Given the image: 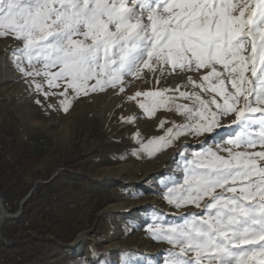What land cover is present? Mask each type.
<instances>
[{"label":"snow or ice","instance_id":"obj_1","mask_svg":"<svg viewBox=\"0 0 264 264\" xmlns=\"http://www.w3.org/2000/svg\"><path fill=\"white\" fill-rule=\"evenodd\" d=\"M0 36L21 41L17 68L38 93L63 89L65 112L69 90L123 92L124 78L145 69L185 74L193 90L176 91L194 106L176 111L189 123L143 150L151 156L189 133L215 139L229 115L237 131L223 148L194 154L182 182L165 186L168 204L203 213L148 231L175 249L165 264H264V0H0ZM169 91L143 93L159 102L140 107L149 116L171 110Z\"/></svg>","mask_w":264,"mask_h":264},{"label":"rangeland","instance_id":"obj_2","mask_svg":"<svg viewBox=\"0 0 264 264\" xmlns=\"http://www.w3.org/2000/svg\"><path fill=\"white\" fill-rule=\"evenodd\" d=\"M21 47V41L0 36V163L8 161L17 167L18 155L32 157L23 171L14 173L12 182L0 196V264H165L169 252L175 249L157 241L148 229L155 223L180 226L187 214L203 213V208L177 209L168 204L165 186L182 182L194 154L209 148L215 151L226 144L215 143L217 139L208 134L189 133L149 156L143 150L144 145L167 138L169 129L175 131L177 126L189 123L186 115L176 111V105H194L182 98L170 102L171 110L161 106L149 116L125 95L136 87L142 94L155 92L171 86L173 78L183 79L186 75L177 69L163 75L158 71L153 76L145 69L140 79L124 78L122 94L119 86L80 96L69 90L71 106L65 112L60 104L64 97L58 95L63 89L51 90L57 95L46 98L19 71L15 56L20 55ZM226 86L232 91L230 84ZM192 90L187 86L184 91ZM201 95L210 99L214 94L201 92ZM154 102L159 101L143 96L145 105ZM233 119L232 115L221 117L223 127L211 136L216 137L217 132L222 135L236 132ZM1 129L9 130L12 142H3ZM168 153L172 156L161 166L160 159ZM64 178L74 179L76 201L80 202V219L75 225H47L35 215L26 224L15 225L13 219L32 190L44 185L47 191L59 179L56 189L65 191L68 183ZM138 181L150 190L137 188ZM39 199H34L32 205L38 204ZM148 210L157 211V215H150ZM14 226L18 227V234H13ZM22 233L30 236L25 246H11ZM33 238L44 240L38 243ZM75 243L84 249L82 254L73 249ZM38 246L40 254L32 255V249ZM24 255L28 257L25 259Z\"/></svg>","mask_w":264,"mask_h":264},{"label":"crops","instance_id":"obj_3","mask_svg":"<svg viewBox=\"0 0 264 264\" xmlns=\"http://www.w3.org/2000/svg\"><path fill=\"white\" fill-rule=\"evenodd\" d=\"M1 132L4 134V143L12 142L13 135L9 132V130L6 129L4 131V129H1ZM31 158L26 154L18 155L15 161L17 163V161L21 160L20 162L24 168L25 163L28 162V160L30 161ZM16 166L17 167H15L14 172L20 173L21 170L19 169L18 165ZM63 180L64 182L68 183V188H66L65 191L58 192V190L56 189V183L60 180L57 179L53 181L52 184L48 187L50 189H47V191H45L46 189L44 190L43 196L41 195V197H39V203L35 204L36 209L32 215L41 217L47 225H75L76 222L80 219L78 210V205L80 204V202L76 201L75 187L72 185L75 181L71 178H64ZM39 208L43 209V211H39ZM31 219L32 218L30 217L29 220Z\"/></svg>","mask_w":264,"mask_h":264},{"label":"trees","instance_id":"obj_4","mask_svg":"<svg viewBox=\"0 0 264 264\" xmlns=\"http://www.w3.org/2000/svg\"><path fill=\"white\" fill-rule=\"evenodd\" d=\"M21 161V160H20ZM20 161H17L16 165H18L20 170H23V165ZM19 162V163H18ZM15 167L11 165L8 161L4 163H0V196L4 194V190L10 182H12V176L14 175ZM13 172V173H12ZM14 187V185L11 186V188ZM10 188V190H11ZM46 186L44 185H38L31 193L30 196L23 202L20 209V215L17 216L15 219H13V222L15 225H24L27 223L31 215L34 213L36 209V205H32V202L34 199H38L41 194L44 192ZM13 234H18L19 229L17 226H14L13 228ZM27 238H30V236H26L24 233H22L19 237H17L15 240H13L11 246L14 248H23L25 246V241ZM34 241L38 243H43L42 241L44 239H34ZM41 249L40 247H35L32 249V255H38L40 254ZM28 256L24 255V258L26 259Z\"/></svg>","mask_w":264,"mask_h":264},{"label":"bare ground","instance_id":"obj_5","mask_svg":"<svg viewBox=\"0 0 264 264\" xmlns=\"http://www.w3.org/2000/svg\"><path fill=\"white\" fill-rule=\"evenodd\" d=\"M186 82H187V78H185V77L183 79L182 78H179V77H175V78L172 79L171 86L162 87L161 90H163L165 88L169 89L170 91L167 92V93H165V94L167 95V97H172L173 98L172 102L176 103L180 99H182L179 96V92L176 91V89H179L180 91H184L185 88H186ZM115 92L117 93V90H114L113 93H115ZM136 92H140V89L138 87H136L134 90L129 91V93L127 95H125V97L128 98L127 100L132 101V103H133L134 106H140V104L143 102V96H144L143 94L140 97H137L136 99H129V97L135 96V93ZM122 93L123 92H120V94H122ZM138 120H141V119L139 118ZM215 138L217 139V141L215 143H218V144H221V143L222 144H226L227 143V139L231 138V135L230 134H224V135H222L221 133H219V135L216 136ZM170 156H172V154L171 153H168V154L164 155L160 159L161 166L162 165L164 166L168 162ZM145 178L148 179L149 178V175H146ZM136 187L137 188H140V189H142V190H144L146 192H148L150 190V187L148 185H146V184H142V181L136 182ZM123 210H124V208H123ZM148 213L150 215H157V211H153V210H148ZM0 219H1V216H0ZM73 249L78 254H82L84 252V249L82 247H80L79 245H77V243H75L73 245Z\"/></svg>","mask_w":264,"mask_h":264},{"label":"built area","instance_id":"obj_6","mask_svg":"<svg viewBox=\"0 0 264 264\" xmlns=\"http://www.w3.org/2000/svg\"><path fill=\"white\" fill-rule=\"evenodd\" d=\"M28 138L27 137H25V140H27ZM20 215V211H19V213H18V216Z\"/></svg>","mask_w":264,"mask_h":264},{"label":"water","instance_id":"obj_7","mask_svg":"<svg viewBox=\"0 0 264 264\" xmlns=\"http://www.w3.org/2000/svg\"><path fill=\"white\" fill-rule=\"evenodd\" d=\"M33 191V190H32Z\"/></svg>","mask_w":264,"mask_h":264}]
</instances>
